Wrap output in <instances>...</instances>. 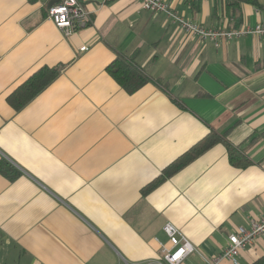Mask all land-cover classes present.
Here are the masks:
<instances>
[{
  "label": "crops",
  "instance_id": "obj_1",
  "mask_svg": "<svg viewBox=\"0 0 264 264\" xmlns=\"http://www.w3.org/2000/svg\"><path fill=\"white\" fill-rule=\"evenodd\" d=\"M59 1L0 0V162L18 173L0 174V264H160L166 224L196 250L181 264L216 257L264 214V35L215 48L136 0H78L89 24L65 38L46 13ZM165 1L207 28L264 24L248 3ZM116 58L151 81L128 94L106 71ZM43 67L59 73L14 109L8 97ZM212 131L249 165L217 144L164 177ZM263 254L264 237L235 264Z\"/></svg>",
  "mask_w": 264,
  "mask_h": 264
},
{
  "label": "built area",
  "instance_id": "obj_2",
  "mask_svg": "<svg viewBox=\"0 0 264 264\" xmlns=\"http://www.w3.org/2000/svg\"><path fill=\"white\" fill-rule=\"evenodd\" d=\"M140 8L153 14H165L178 28L203 42H210L215 48L233 39L253 35H264V24L241 26L236 29L207 28L184 19L172 10L165 0H136ZM47 19L65 37L85 29L89 24V13L78 0H60L47 9ZM170 248L162 247L160 264H181L188 256L196 253L195 248L171 224L164 226ZM264 237V214L259 219H249L247 227H238L227 237L224 250L211 259L203 258V264H220L223 260L236 263L235 257L241 250L252 246L256 240Z\"/></svg>",
  "mask_w": 264,
  "mask_h": 264
},
{
  "label": "trees",
  "instance_id": "obj_3",
  "mask_svg": "<svg viewBox=\"0 0 264 264\" xmlns=\"http://www.w3.org/2000/svg\"><path fill=\"white\" fill-rule=\"evenodd\" d=\"M236 5L240 3H248L259 6L256 0H235ZM112 79L128 94H132L141 87L151 81V79L132 61L122 58H116L106 69ZM59 73V69L41 68L34 75H32L24 84H22L14 93H12L7 101L14 109H20L27 102H29L36 94H38L46 85H48ZM159 84V82H156ZM160 85V84H159ZM227 132L218 134L216 132H209L202 139L196 142L186 153L178 157L174 162L169 164L163 170L164 177H171L178 171L183 169L195 158L199 157L210 148L217 144H223L227 151L228 162L231 166L236 168H245L249 165V160L236 147L231 145L226 140ZM0 174L12 181L18 173L9 167L5 162H0ZM163 176H159L146 186L142 193L148 192L157 187L163 180ZM251 264H264V254L253 261Z\"/></svg>",
  "mask_w": 264,
  "mask_h": 264
}]
</instances>
